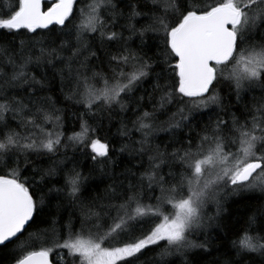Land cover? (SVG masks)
<instances>
[{"label":"snow or ice","instance_id":"1","mask_svg":"<svg viewBox=\"0 0 264 264\" xmlns=\"http://www.w3.org/2000/svg\"><path fill=\"white\" fill-rule=\"evenodd\" d=\"M79 2L0 0V264H264V0Z\"/></svg>","mask_w":264,"mask_h":264},{"label":"trees","instance_id":"2","mask_svg":"<svg viewBox=\"0 0 264 264\" xmlns=\"http://www.w3.org/2000/svg\"><path fill=\"white\" fill-rule=\"evenodd\" d=\"M88 2H90V0H80L79 6L83 7ZM116 130H117L116 126H113L110 131L106 130L105 135H107L109 138L113 139L114 142L116 143V146L119 147L120 140L118 137H115V135H114L116 133ZM73 131H79L78 125H75V124L66 125V128H65L66 135H71ZM69 155H71V153H69ZM84 165H85V174L87 175V167L90 166V162L85 160ZM237 211H238L239 216L242 218L244 216V211L240 210L238 208V206H236V205L230 206L229 212H237ZM225 231L227 232L228 230L225 229ZM229 236H231V233H229ZM193 239H195V237H193ZM223 243L225 244V246H227V240L223 241ZM217 255H219V254H217ZM209 259H211V258H209ZM177 264H179V261H177Z\"/></svg>","mask_w":264,"mask_h":264}]
</instances>
